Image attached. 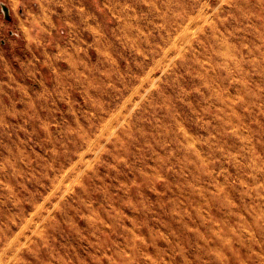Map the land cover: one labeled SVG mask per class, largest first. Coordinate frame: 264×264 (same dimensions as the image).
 <instances>
[{
	"label": "rangeland",
	"instance_id": "obj_1",
	"mask_svg": "<svg viewBox=\"0 0 264 264\" xmlns=\"http://www.w3.org/2000/svg\"><path fill=\"white\" fill-rule=\"evenodd\" d=\"M0 264H264V0H0Z\"/></svg>",
	"mask_w": 264,
	"mask_h": 264
},
{
	"label": "crops",
	"instance_id": "obj_2",
	"mask_svg": "<svg viewBox=\"0 0 264 264\" xmlns=\"http://www.w3.org/2000/svg\"><path fill=\"white\" fill-rule=\"evenodd\" d=\"M8 12H10V9H8ZM21 13H22V10H21ZM6 21L10 23V21H11L10 16H9V19H6ZM18 27H19V28H23V29H24V28L29 29V28H32L33 25H31V23H29V22L26 21L25 25H22V22H20V23L18 24Z\"/></svg>",
	"mask_w": 264,
	"mask_h": 264
},
{
	"label": "water",
	"instance_id": "obj_3",
	"mask_svg": "<svg viewBox=\"0 0 264 264\" xmlns=\"http://www.w3.org/2000/svg\"><path fill=\"white\" fill-rule=\"evenodd\" d=\"M1 11H2V13H3V15H4V18H5V19H9L8 8L5 7L4 5H2V7H1Z\"/></svg>",
	"mask_w": 264,
	"mask_h": 264
}]
</instances>
